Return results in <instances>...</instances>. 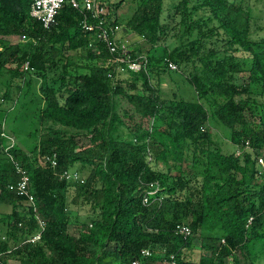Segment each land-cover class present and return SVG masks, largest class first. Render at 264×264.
<instances>
[{"label":"trees","instance_id":"1","mask_svg":"<svg viewBox=\"0 0 264 264\" xmlns=\"http://www.w3.org/2000/svg\"><path fill=\"white\" fill-rule=\"evenodd\" d=\"M251 1L131 0L116 22L150 49L146 67L113 84L100 65L106 49L70 3L46 29L29 0H0L3 102L17 93L0 121V206L12 209L0 218V264H264V36ZM166 59L193 64L194 101L163 98L162 75L176 72ZM212 125L229 132L233 151ZM16 162L34 204L10 190ZM71 171L78 180L62 178ZM74 206L90 223L71 229ZM38 232L41 241H27Z\"/></svg>","mask_w":264,"mask_h":264},{"label":"built area","instance_id":"2","mask_svg":"<svg viewBox=\"0 0 264 264\" xmlns=\"http://www.w3.org/2000/svg\"><path fill=\"white\" fill-rule=\"evenodd\" d=\"M31 2V15L35 19L39 20L44 28L50 29L57 24L58 16L66 3H70L71 6L78 10L83 15V28L88 32H93L96 36V42L100 43L109 57L101 61L100 65L108 70V77L113 84H116V80L120 75L121 70H127L129 72L138 73L146 64H142L139 60L146 61V56L135 58L128 46L121 42L119 34L121 32V25L116 22V18L112 16L111 10L105 5L103 0H29ZM26 39L25 36L21 37ZM96 49L97 46L94 45ZM166 63L170 70L179 71V66L169 59H166ZM25 69H29V63L26 64ZM9 138V137H8ZM9 149L15 146V141L12 138ZM47 162L51 163L53 167H56L58 162L56 157H47ZM259 163L262 167L261 180L264 183V159L259 158ZM17 173L19 174V180L16 184L10 186V190L17 192L21 196L28 198L30 202L34 204V195L31 193V178L29 171L20 163H15ZM62 178L68 180H78L77 173L65 172ZM147 201V199H146ZM36 211V207L34 209ZM37 216V215H36ZM38 218V217H37ZM39 225L42 230L45 229V223L39 219ZM178 232L185 238L191 235V229L188 226H179ZM42 239V232L31 236L27 241L31 243L39 242ZM143 256H150L151 252L148 250L143 251ZM132 264H142L140 260L133 261ZM175 263V257L172 256L171 263Z\"/></svg>","mask_w":264,"mask_h":264},{"label":"rangeland","instance_id":"3","mask_svg":"<svg viewBox=\"0 0 264 264\" xmlns=\"http://www.w3.org/2000/svg\"><path fill=\"white\" fill-rule=\"evenodd\" d=\"M120 0H103L105 5L111 10L112 16L114 18H118L120 22L128 16V14L131 11V0H126L122 6L118 9L115 10L114 6L117 4ZM241 1V0H238ZM253 6V16L254 20L256 21V25L254 27V32L258 33L259 35L264 36V0L262 1H256L252 0L250 3ZM122 29L119 34V38L121 42L126 44L133 54L135 58H139L141 56H146L149 49L150 45L147 44V42L139 37L137 34H135L133 31L129 30L126 26L121 25ZM28 40L27 39H22L21 37H13L10 39V42L12 43H20L24 44ZM180 42L178 39L173 40V45L172 47H176L179 45ZM212 43L208 44V48L212 47ZM198 66H200V63H196ZM194 71V67L192 63H189L187 65H184L179 68V71L172 72L170 74H164L162 75V86H161V91L163 98L170 99L174 96V93L178 97H182L188 101H194L196 99V94L193 86L190 84L188 81L187 77ZM171 72V71H170ZM130 77V72L127 70H121L120 71V76L119 78H128ZM243 80H246V76L241 79L240 83L243 82ZM156 78L153 77V82L156 83ZM41 82L38 81L37 87H40ZM7 91V86L0 84V121L3 120L4 116L6 115V112L8 111H13L15 108V100L17 97V93H14V102H8L5 103L3 102V95ZM49 126V123H46L44 127ZM43 127V128H44ZM212 127V128H211ZM210 128L212 130L213 134V140L217 142L218 144L222 145L223 148L226 151H233L234 146L230 143L229 140V132L225 130L224 128L220 127L219 125H212ZM207 128H209V124L207 125ZM255 128L259 130L261 128V125H255ZM23 139H27L26 135L23 134L22 136ZM81 146H87L89 145V139L83 136L79 140ZM260 157L264 159V152L260 154ZM71 173H76L75 171H71ZM74 213L72 214V225L71 229H74V225L78 223H90L91 218L89 217L88 214V209H85L84 207L80 206H74L72 207ZM12 212L11 207H5V206H0V218L3 216V214H9ZM77 221V223H76ZM5 230L0 229V235H4ZM199 245V240L196 241V247ZM198 249H196L197 251ZM198 252V251H197ZM196 252V253H197ZM12 264H16V262H12ZM227 264H231V261L228 260Z\"/></svg>","mask_w":264,"mask_h":264},{"label":"crops","instance_id":"4","mask_svg":"<svg viewBox=\"0 0 264 264\" xmlns=\"http://www.w3.org/2000/svg\"><path fill=\"white\" fill-rule=\"evenodd\" d=\"M231 261V260H230Z\"/></svg>","mask_w":264,"mask_h":264}]
</instances>
